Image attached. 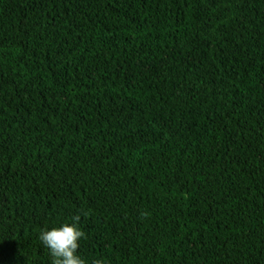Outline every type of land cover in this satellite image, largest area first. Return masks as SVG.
I'll return each instance as SVG.
<instances>
[{
    "label": "trees",
    "instance_id": "obj_1",
    "mask_svg": "<svg viewBox=\"0 0 264 264\" xmlns=\"http://www.w3.org/2000/svg\"><path fill=\"white\" fill-rule=\"evenodd\" d=\"M264 264V0H0V264Z\"/></svg>",
    "mask_w": 264,
    "mask_h": 264
},
{
    "label": "clouds",
    "instance_id": "obj_2",
    "mask_svg": "<svg viewBox=\"0 0 264 264\" xmlns=\"http://www.w3.org/2000/svg\"><path fill=\"white\" fill-rule=\"evenodd\" d=\"M80 220V215H73L69 222L40 230L38 239L48 250L51 264H88L79 253L80 241L85 238ZM91 264H105V261L98 258Z\"/></svg>",
    "mask_w": 264,
    "mask_h": 264
}]
</instances>
